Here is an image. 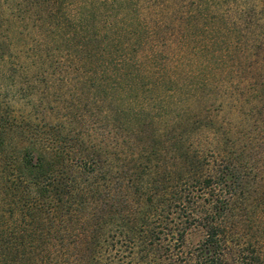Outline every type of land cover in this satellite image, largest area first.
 Instances as JSON below:
<instances>
[{"label":"rangeland","instance_id":"374dc122","mask_svg":"<svg viewBox=\"0 0 264 264\" xmlns=\"http://www.w3.org/2000/svg\"><path fill=\"white\" fill-rule=\"evenodd\" d=\"M9 109L75 142L119 143L118 157L133 150L147 178L185 165L169 152L177 140L206 155L220 147L243 174L238 233L264 239V0H0L2 131ZM145 189L112 190L95 210L37 221L10 219L0 192V264H58L64 256L51 260L40 227L65 220L80 230L97 219L98 236L77 263L168 264L143 221L165 237L168 195L147 205Z\"/></svg>","mask_w":264,"mask_h":264},{"label":"trees","instance_id":"16d2710c","mask_svg":"<svg viewBox=\"0 0 264 264\" xmlns=\"http://www.w3.org/2000/svg\"><path fill=\"white\" fill-rule=\"evenodd\" d=\"M155 56L153 52L147 58L154 60ZM129 74L124 72L126 84ZM128 86L131 90V84ZM6 119L5 129H0V192L7 199L10 219L36 220L44 214L53 218L75 215L82 209H94L105 203L111 198L112 190L126 187L137 192L146 188L147 205L158 202L161 193L168 195L164 200L168 222L162 227L166 230L165 237L158 239L150 230L152 222L143 220L147 234L156 239L153 241L158 244L156 250L165 244L168 264H264V239L244 241V235L238 233L240 220L235 217L241 216L245 207L234 205V198L239 195L243 174L233 157L221 153L220 147L206 155L192 146L184 148L180 140H175L169 152L174 157L181 156L185 165L168 173L155 166L152 171L155 175L148 173L147 178V173H136L133 150H125L118 157L119 143L111 148L107 143L92 140L75 142L73 137L65 135L68 132L62 134L61 128L37 129L14 109H9ZM92 217L89 212L84 219ZM64 223L61 220L42 225L41 242L54 248L51 260L64 256L58 264H79L85 260L80 254L94 244L102 222L97 219L95 224L87 220L78 225L80 230ZM257 230L260 231L259 225ZM190 233L198 234L196 242L186 241ZM71 236L74 238L69 241ZM90 264L98 263L92 260Z\"/></svg>","mask_w":264,"mask_h":264}]
</instances>
